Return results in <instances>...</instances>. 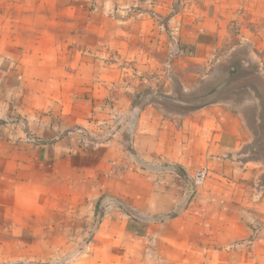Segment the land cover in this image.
<instances>
[{
	"label": "rangeland",
	"instance_id": "374dc122",
	"mask_svg": "<svg viewBox=\"0 0 264 264\" xmlns=\"http://www.w3.org/2000/svg\"><path fill=\"white\" fill-rule=\"evenodd\" d=\"M237 1L240 0H27L29 6L25 11V17L28 23L22 28V33L16 35L21 39L27 36L29 43L25 45L29 46L31 52L39 45L38 36L46 41L42 44L46 47H50L51 42L57 40L58 55L64 57L61 72L59 67L55 66L45 67L44 72H38L37 66L31 69L27 75L29 87L34 89L36 83L45 85L59 83L69 91L70 87L83 86L85 82L90 81V86L94 90H99L102 81L104 85L108 83L110 94L103 98L105 104L103 107L115 110V115L118 116L119 111L125 112L123 101L128 99V116L123 122L117 119L110 129L119 130L124 127L122 147L134 158L133 154L131 155L133 147L130 146L128 139L131 138L137 115L144 108V106L141 108L139 103L155 99L152 92H157L162 105L159 109L177 113L192 109L201 99L207 101L208 98L201 96L228 72L229 64L234 62L232 57H225L228 55L225 52L239 42L237 34H245L246 31L253 33L252 39L239 49L237 57L239 63L241 59H245L247 64L240 68L239 79L235 80L238 76L234 77L230 87L219 96L231 100L232 106L228 109L233 113L238 111L237 104L250 96L243 88L259 81L247 74L254 68H264V17L255 18L251 13L247 16L243 7L234 6ZM119 3L129 5L119 6ZM6 13L11 18L22 17V11L19 10H10ZM237 14L242 16L240 25L236 24ZM1 20L5 21L0 19V22ZM11 29L12 27L0 25V34L10 39ZM201 31L212 33L215 38L225 36L221 48L223 54H219L225 59L215 66V74L206 79L181 72L179 58L182 57L184 61L186 56L195 54L196 46L189 41L195 40ZM3 44L6 45L5 42ZM248 47L253 49L252 57H248ZM78 51L86 52L90 61L89 69L85 73L72 74L75 61L79 62L83 57V54L71 57V53L77 54ZM157 51L162 52L156 66L157 70H150L149 58L144 59L140 66L132 59L137 53L147 56ZM9 54L13 62L25 60L21 54L13 52ZM123 54L126 55L124 59L121 58ZM25 61L28 62L30 59ZM185 65L194 68L192 62ZM204 69L206 71L207 68ZM182 75L189 83L186 93L182 92ZM168 92L173 93V98L183 99L190 105L179 107L176 103H167V97L171 96L167 95ZM92 94L94 93L90 91L84 95L90 97ZM92 98L94 106L101 101V97ZM77 108L82 112V108ZM102 126L100 123L90 127L88 131L76 129L74 132H77L78 138L82 140L84 138L90 142H97L106 135V132H101ZM256 131L259 146L255 151L246 146L244 153L228 158L231 166H228L229 170L225 175L231 177V180L227 178L222 184L210 181L211 177L209 179L207 177L201 184L196 185L193 178L200 168L183 171L176 164L160 160V163L152 164L155 165L153 169L144 163L143 168L151 170V174L157 176L158 180L167 179L166 177L170 175L173 182L181 183L184 191L182 209L192 216L184 224L187 227L186 233L177 235L171 230H167L169 235L161 233L168 238V243L201 242L205 237L198 240L195 234L199 227L206 228L208 242H213L214 232H220V229L224 236L227 233L240 236L243 230H246V222L257 231L264 229V144L260 143L263 138L260 127L257 126ZM67 133L68 130L63 134ZM164 166L176 168L168 169ZM247 171L250 172L248 176ZM102 177H105V180L108 178L105 175ZM57 189L50 187L49 192ZM90 192L92 188L88 187V183L82 189L61 187V204L49 201L41 207L35 203L36 197L30 193L29 228L24 229V233L11 236L0 231V264H115L119 259L180 258L174 245V249L159 247L155 252L142 248L145 247L143 244L138 246L137 240L140 239L131 241L136 244L130 246L133 248L127 251L113 245L114 237L118 235L117 224L105 216V213L94 214V211H91ZM19 195L22 194L17 193L14 196V202H19L15 203V211L23 209ZM113 205L115 204L107 203L106 210ZM121 208L129 215L127 230L133 233L131 239L145 236L148 222L135 217L123 205ZM179 210L178 214L181 212ZM199 214L200 219L197 218ZM169 215L157 216L151 220L150 224L154 225L156 232L170 222ZM19 217L20 215L15 213L13 232L21 223ZM129 224L133 231L129 230ZM2 225L4 223L0 219V227ZM137 230L142 233L138 234ZM153 239L147 243L148 247L156 246ZM247 241L249 239L246 238L238 240L237 243ZM6 242L9 244L8 248L3 247ZM22 244L23 247H17ZM203 253L207 258L204 264H213L212 252L207 250ZM186 254L189 264H197L199 257L195 250H189Z\"/></svg>",
	"mask_w": 264,
	"mask_h": 264
},
{
	"label": "crops",
	"instance_id": "0c3cea01",
	"mask_svg": "<svg viewBox=\"0 0 264 264\" xmlns=\"http://www.w3.org/2000/svg\"><path fill=\"white\" fill-rule=\"evenodd\" d=\"M126 5L129 4L119 3V6ZM28 6L27 0H0V19H5L4 22L1 20L0 25L12 27L10 39L0 34V219L4 223L0 231L11 236L24 233L29 228L30 193L36 197L35 203L40 207L49 201L60 205L61 187L82 189L88 183V187L92 188L91 211H94V214L103 212L117 224L118 235H115L113 245L127 251L133 248L130 246L136 244L131 241L140 239L141 242L137 240L138 246L143 244L145 247L142 248L146 250L155 252L159 247L174 249V245L180 255L179 259L164 260L119 259L115 264H189L186 254L189 250L197 252V264H204L207 258L203 252L207 250L212 252L213 264H264V229L257 231L247 222L246 230H243L240 236H234L232 233L224 236L220 229V232H214L213 242H208L206 228L199 227L195 234L198 240L205 237L201 242L168 243V238L161 233L169 235L167 230L177 235L186 233L187 227L184 224L192 217L182 209L183 186L180 182H173L170 175L167 179L158 180L157 176L151 174V170L143 168L144 163L150 166L165 160L181 167L183 171L208 168V179L211 177L210 181L214 180L219 184L227 178L231 180V177L225 175L229 170L228 166H231L228 158L244 153L245 147L253 141V133L247 124L244 108L255 106L254 98L249 97L244 103L237 104V113L228 109L232 106L231 100L215 96V91L201 96L208 100L203 101L200 98V108L177 113L159 109L162 106L161 100L154 99L148 103L141 101L140 107L144 108L138 114L131 138L128 139L133 147L132 158L122 147L124 127L119 130L110 129L117 119L123 122L128 116L129 102L128 99L123 101L126 109L125 112L119 111L118 116L115 115V110L103 107V98L110 94L108 83L104 85L102 81L99 90H94L90 81L85 82L83 86L70 87L69 91L59 83H36L34 89L29 87L27 75L31 69L37 66L38 72H44L45 67L55 66L59 67L61 72L64 57L58 55L57 40H53L51 46L46 47L42 46L46 41L38 36L39 45L31 52L29 46L25 45L29 43L27 36L21 39L16 35L22 33V28L27 26L25 11ZM234 6L243 7L247 16L251 13L255 18L264 17V0H240ZM10 10L22 11V17L11 18L5 14ZM236 17V24L240 25L242 16L237 14ZM252 34L248 31L245 34H237L239 42L225 52L228 54L225 57L238 56L239 49L251 41ZM224 37L215 38L214 34L204 31L198 33L195 40L189 41L196 46L195 54L186 56L184 61L179 57L181 72L202 79L213 76L215 66L225 59L219 55L223 54L221 48ZM248 49V57H252L253 49ZM12 52L21 54L23 59L29 58L30 61L13 62L9 54ZM78 54H83V57L79 62L75 61V69L70 70L72 74L85 73L89 69L90 61L86 52L71 53V57ZM161 54L162 52L158 51L147 56L137 53L132 59L140 66L144 59L149 58L152 71L157 70ZM125 57L123 54L121 58ZM241 60L247 64L245 59ZM190 62L194 68L185 65ZM204 68L208 70L205 71ZM260 70L264 77V68L261 67ZM181 78L182 92L186 93L189 83L183 75ZM90 91L94 93L93 96L86 97L84 94ZM167 95H171L167 97V103H176L179 107L190 105L183 99L173 98V93L168 92ZM92 97H101V101L94 106ZM77 107L82 108V112H79ZM100 123L103 124L101 132H106V135L97 142L84 138L82 140L78 138L77 132H74L76 129L88 131L90 127ZM67 130L68 133L63 134ZM249 174L247 171L246 176ZM104 175L108 177L106 180L105 177L101 178ZM50 187L58 189L49 192ZM17 193L22 194L19 195L22 211H15V203H19L14 202ZM107 203L115 205L106 210ZM121 205L129 209L135 217L148 222L145 236L131 239L133 233L127 230L129 215L123 211ZM178 210L181 211L179 214ZM15 213L20 215L21 223L13 232ZM171 213L173 215H169ZM163 215L171 216L170 222L156 232L150 222ZM200 215L197 216L198 219ZM246 238L249 241L237 243L238 240ZM152 239L156 243L154 248L148 247L147 244ZM3 247L8 248V242ZM17 247L21 248L23 244Z\"/></svg>",
	"mask_w": 264,
	"mask_h": 264
},
{
	"label": "water",
	"instance_id": "95a60500",
	"mask_svg": "<svg viewBox=\"0 0 264 264\" xmlns=\"http://www.w3.org/2000/svg\"><path fill=\"white\" fill-rule=\"evenodd\" d=\"M232 58L234 62L229 64L230 69L228 70V72L220 80L215 82L213 86L207 91L208 93L205 92L204 95L211 94L215 91V96L220 97L219 95L223 91H225L227 88L230 87V84L233 83L234 77L238 76V74L240 73V68L244 67L245 65L242 60H240V63H239L237 56H234ZM260 71H261L260 68H256V69L254 68V70H251L247 75L249 77L256 78L259 82H256L254 85L253 84L246 85L245 88H243V90H245L250 95L249 97L254 98L256 102L255 106H248L244 108L247 124L253 133V141L248 146H250V148H252L253 151H255V149H257V147L259 146V142L257 141V138H258V133L256 131L257 126L260 127V132H262V135H263V138L262 140H260V143L262 142L264 144V114H263L264 111L262 108L263 103H264V97H262L263 90L261 88V84L264 86V77L262 76ZM237 79H239V76L235 78V80ZM152 96L156 97L155 99L160 100L158 98L159 95L157 92H152ZM249 97L247 99H249ZM247 99L243 100L242 103H244ZM151 100H154V99H150L148 101H151ZM200 107L201 105L197 103L196 106H193L192 109H189V110H196ZM181 172L183 171L181 170Z\"/></svg>",
	"mask_w": 264,
	"mask_h": 264
},
{
	"label": "built area",
	"instance_id": "2783aa9c",
	"mask_svg": "<svg viewBox=\"0 0 264 264\" xmlns=\"http://www.w3.org/2000/svg\"><path fill=\"white\" fill-rule=\"evenodd\" d=\"M145 166H148V167L154 169L155 165H150L149 166V165L146 164ZM164 167H166L168 169L176 168V167H173V166H168V167L164 166ZM159 168H161V164L159 165ZM208 175H209L208 168H201L194 174L193 180H194L195 184L198 185V184H201L208 177Z\"/></svg>",
	"mask_w": 264,
	"mask_h": 264
},
{
	"label": "trees",
	"instance_id": "16d2710c",
	"mask_svg": "<svg viewBox=\"0 0 264 264\" xmlns=\"http://www.w3.org/2000/svg\"><path fill=\"white\" fill-rule=\"evenodd\" d=\"M261 88H262V90H263V92H262L263 96H262V97H264V86H263L262 84H261ZM262 108H263V111H264V103H263ZM263 114H264V112H263ZM128 228H129V230H131V231L134 230V229L130 226V224H129ZM137 233L140 234V233H142V232L137 230Z\"/></svg>",
	"mask_w": 264,
	"mask_h": 264
}]
</instances>
